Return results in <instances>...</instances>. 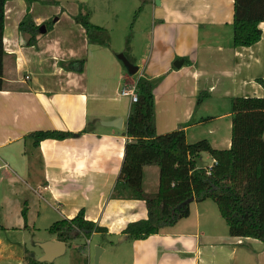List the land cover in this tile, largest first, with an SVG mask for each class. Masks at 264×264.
Wrapping results in <instances>:
<instances>
[{
	"label": "crops",
	"instance_id": "obj_1",
	"mask_svg": "<svg viewBox=\"0 0 264 264\" xmlns=\"http://www.w3.org/2000/svg\"><path fill=\"white\" fill-rule=\"evenodd\" d=\"M89 1L2 2L0 264H25V254L40 260V244L59 241L52 235L36 242L37 258L24 240L38 222L72 219L80 210L85 220L106 230L93 235L117 238L107 244L112 252L108 264H264V244L230 236L210 200L191 202L187 218L145 239L129 240L122 233L129 223L147 217L143 201L113 197L130 140L126 123L132 105L118 93L132 78L106 46L89 45L84 28L74 21L81 4ZM155 1L148 54L135 75L155 81L156 133L182 128L189 144L206 140L214 149H229L230 100L264 97V22L257 43L234 47V0ZM27 10L38 27L53 21L34 46H27L18 32ZM78 61L84 63L80 72ZM201 92L207 96L197 102ZM52 130L75 136L38 145L27 137ZM198 159L203 167L213 162L206 153ZM158 173L156 166L143 168L145 192L157 191ZM25 202L26 221L21 214ZM63 244L48 263L59 264L66 256ZM80 249L88 255L89 247ZM58 251L55 245L49 249L53 255ZM105 252V247L99 250L96 264Z\"/></svg>",
	"mask_w": 264,
	"mask_h": 264
},
{
	"label": "trees",
	"instance_id": "obj_2",
	"mask_svg": "<svg viewBox=\"0 0 264 264\" xmlns=\"http://www.w3.org/2000/svg\"><path fill=\"white\" fill-rule=\"evenodd\" d=\"M2 2L0 0V27ZM73 19L84 28L89 45L107 46L105 29L93 25L88 14L79 12ZM263 22L264 0H234L233 46L250 47L257 43L262 36L259 24ZM43 26L49 31L53 21H46ZM18 32L25 37L27 46L37 43L39 27L28 10L18 25ZM76 64L80 72L84 63ZM154 85L155 81L149 77L136 79L137 101L132 103L126 123V136L130 140L125 145L113 190L114 198L143 201L147 217L129 223L122 233L129 240L145 239L187 218L191 202L210 200L217 206L230 236L252 238L264 244V97L230 100L231 144L229 149L218 150L206 140L187 143L182 128L163 135L156 133ZM204 96L207 94L200 93L197 102ZM72 136L75 133L54 130L27 135L35 145L45 139L62 140ZM202 153L208 154L215 164L198 169L195 159ZM146 166H156L159 171L154 193H147L142 187ZM22 206L21 214L26 221V202ZM47 231L57 241L67 243L106 230L85 220L80 210L72 219L55 221ZM25 264L51 263L25 255Z\"/></svg>",
	"mask_w": 264,
	"mask_h": 264
},
{
	"label": "rangeland",
	"instance_id": "obj_3",
	"mask_svg": "<svg viewBox=\"0 0 264 264\" xmlns=\"http://www.w3.org/2000/svg\"><path fill=\"white\" fill-rule=\"evenodd\" d=\"M176 5H179V3ZM157 6L155 0L154 2H152V0H90L84 5L81 4V9L82 14H88L89 21L105 29L108 43L106 46L107 50L115 56V58L117 55L122 54L131 64L140 66L142 70V64L146 60L148 54L147 50L150 46L149 30L153 18L152 7L154 9L157 8ZM123 70L125 71L124 68ZM138 75L139 74L131 76V82L129 81L128 83L134 82ZM202 159L208 162V157L205 154L202 155ZM210 205L217 209L215 203L213 204V202H210ZM219 219L223 230L225 229L226 231L227 228L224 220L220 217ZM54 222L55 221H48L45 223L39 221L37 225L38 228H34L24 240L25 243L27 242V247L37 254V258L40 257L41 250L34 244L38 241L48 240L49 236H52L47 230L50 224ZM86 239H89V245L85 243ZM109 241L117 242V238L93 234L89 237L80 236L75 238L66 243L67 254L65 257L58 259L57 263L71 262L72 264H96V257H98L99 250L105 247L106 252L103 255L101 264L105 262L108 264L112 258V252H110L107 245ZM83 247H89L88 255L87 252L81 251L80 248Z\"/></svg>",
	"mask_w": 264,
	"mask_h": 264
},
{
	"label": "water",
	"instance_id": "obj_4",
	"mask_svg": "<svg viewBox=\"0 0 264 264\" xmlns=\"http://www.w3.org/2000/svg\"><path fill=\"white\" fill-rule=\"evenodd\" d=\"M156 4H159V1H156ZM45 31H46V29L43 25L39 27V33L40 34L45 33ZM117 59L119 61H121L122 65L126 69L127 74L129 76H133L137 73V70H138L137 67L135 65L131 64L122 54L117 55ZM174 65L178 66L177 62H175ZM195 161H196V165H197L198 169L203 168V165H202L201 161H199L198 158L195 159ZM53 245L59 247V251L55 255H53L52 253L49 252V249L51 247H53ZM40 248L43 250L44 256L38 261L39 262H50L53 259H55V257H57L60 250L64 248V244L62 242H50V241H48V242L40 244Z\"/></svg>",
	"mask_w": 264,
	"mask_h": 264
},
{
	"label": "built area",
	"instance_id": "obj_5",
	"mask_svg": "<svg viewBox=\"0 0 264 264\" xmlns=\"http://www.w3.org/2000/svg\"><path fill=\"white\" fill-rule=\"evenodd\" d=\"M118 94L121 97L128 98L131 103H135L137 101L136 81L123 85V87H121V89L119 90ZM213 164H215V161L212 162V165ZM207 167H209V166H207ZM85 243H87V245H88L89 239H86Z\"/></svg>",
	"mask_w": 264,
	"mask_h": 264
}]
</instances>
